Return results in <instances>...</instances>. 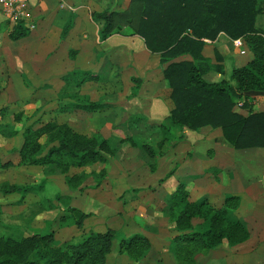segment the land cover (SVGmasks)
Wrapping results in <instances>:
<instances>
[{
    "label": "trees",
    "instance_id": "1",
    "mask_svg": "<svg viewBox=\"0 0 264 264\" xmlns=\"http://www.w3.org/2000/svg\"><path fill=\"white\" fill-rule=\"evenodd\" d=\"M262 11L264 8H259L257 0H130L125 10L93 12L92 18L101 26V41L129 28L134 35L143 38L150 52L160 54V63L166 66L163 74L169 83L174 105L169 124L159 126L165 134L175 138L176 132L185 130L221 129L227 143L236 150H243L264 148V112L243 116L235 111L236 101L246 94H264V32L255 28L257 15ZM71 26L72 19L62 37L67 35ZM220 32L231 38H244L253 53V59L245 67L233 70L231 79L235 85L226 80L208 83L203 78L210 66L202 55V38L214 39ZM30 33L20 23L14 26L9 38L19 41ZM185 56H190L192 61H177ZM87 80L81 81L80 86ZM78 108L94 112L102 110L103 106L90 103ZM170 141L166 137L162 143ZM123 142L142 149L150 159L163 155L158 154L153 146L132 138ZM116 152L117 149L102 137H88L66 123L50 121L37 130L29 128L25 131L20 158L22 164L55 165L67 174L72 167L107 163ZM155 171L156 165L152 164L151 172ZM174 172L175 169L165 179ZM67 182L70 187L77 188L83 179L74 175ZM29 189L32 188L12 186L3 192L12 194ZM170 200V223L180 234L175 241V253L183 261H193L196 254L209 252L224 240L234 247L251 237L246 223L229 219L230 211L239 209L238 197L227 198L222 207H215L206 200L193 201L188 187L180 184ZM88 216L79 209L69 208L60 218V224L82 229ZM195 219L203 220L206 227L203 232L195 231L192 224ZM116 237L113 230L91 232L65 247L57 246L52 234L0 237V264H106ZM121 244L123 251L136 260L144 257L151 248L150 240L139 235L130 240L122 239Z\"/></svg>",
    "mask_w": 264,
    "mask_h": 264
},
{
    "label": "crops",
    "instance_id": "2",
    "mask_svg": "<svg viewBox=\"0 0 264 264\" xmlns=\"http://www.w3.org/2000/svg\"><path fill=\"white\" fill-rule=\"evenodd\" d=\"M257 1L259 8L262 7L263 3ZM129 2L130 0H29L28 18L21 24L31 33L19 41L9 38V33L16 25L7 21L0 7V58H19L17 49L24 48L21 52V56L25 58L24 73L31 82L26 89L31 98L27 108H34L37 104L34 90L36 82L51 77L65 78L71 72L61 68L65 61L60 65L54 60V64H58L54 69L49 61L53 58H74L72 71L76 75L91 72L101 77V82H85L76 91H80V95H87L90 102L98 101L99 97L89 94L88 90L100 91V97L116 95L115 104H120L122 113L115 122L108 108L88 112L79 109L75 102L73 109H66L64 106L57 108L59 123H66L73 128L75 125L72 120L81 118L83 126L98 127L100 133L110 141L119 133L115 128H128L130 119L134 117L141 116L157 126L169 124L174 105L170 98L169 83L163 74L166 66L161 65L160 54L150 52L143 38L134 35L129 28L101 41V26L92 18L93 12L125 10ZM71 19V29L62 37L63 30ZM255 28L264 32V11L257 15ZM202 41V55L210 66V70L203 75L204 80L208 83L226 80L235 85L231 79L233 70L245 67L253 59V53L245 39L231 38L220 32L214 39L202 38ZM239 41L240 46L237 45ZM181 59L192 61L190 56L177 61ZM135 79L141 82H133ZM135 91L136 95L133 96ZM66 101L71 99L63 100ZM235 111L243 116L264 112V94H246L236 101ZM99 119L104 122L98 123ZM76 131L86 134L83 130ZM169 144L167 142L168 147ZM123 145V151H127L129 155L136 150L125 143ZM119 155L120 150L117 149L116 156ZM145 158L146 162L151 161L156 165L155 172L150 170L138 177L139 170L134 164H127L119 169L117 179L113 176V171L108 172L106 184L111 190H119L123 194L124 191L140 190L138 194L127 193L128 200L125 198L122 201L124 211L121 214L133 216L128 212L131 208L127 204L139 205L140 211L149 214L150 218L147 219L156 222L159 215L155 213V207L159 202L168 205L172 193L181 183H185L195 201L214 199L217 203V198L224 200L238 197L240 220L247 224L251 237L264 238V148L236 150L224 139L221 129L205 127L197 132L188 130L183 140L167 148L162 156L150 159L146 154ZM173 169L174 174L165 179ZM74 199L73 197V203L76 202ZM91 205L84 200L76 208L88 212ZM99 210L106 209L100 207ZM96 216L97 214L94 219L103 224V218L97 219ZM90 228L98 230L92 226ZM142 233L150 238L145 231Z\"/></svg>",
    "mask_w": 264,
    "mask_h": 264
},
{
    "label": "rangeland",
    "instance_id": "3",
    "mask_svg": "<svg viewBox=\"0 0 264 264\" xmlns=\"http://www.w3.org/2000/svg\"><path fill=\"white\" fill-rule=\"evenodd\" d=\"M260 2L263 3L262 7L264 8V0H260ZM12 44L15 43L12 42ZM23 50L24 48L17 49L19 58H0V237L18 238L52 234L55 244L65 247L67 244L76 243L91 232L106 233L108 230H113L117 237L113 241L112 251L107 257L106 264H264V238L256 239L255 237H250L245 243L234 247L224 240L219 247L206 253L196 254L191 262L180 259L175 253L174 247L176 238L180 234L174 230L170 223L171 200H169L170 205L159 202L155 207V213L159 215L156 222L148 220L149 214L145 211V216L143 211H140L139 205L131 206L129 204L128 206L127 204L128 208L136 207L128 211L133 216L121 214L124 211L122 201L125 198L128 200L127 193L138 194L140 190H130L126 193L124 191V194L119 190H111L106 184L108 172L113 171L112 174L117 179L119 169L127 164H134L139 170L138 177H142L148 171L150 172L152 165L151 161L146 162V153L142 149L135 148L132 155L123 151L124 143L130 146L129 143L123 141L132 138L153 146L158 154H164L167 148L183 140L188 130L176 132L174 138V136L165 134L159 126L138 116L130 119L128 128L116 127L115 131L119 133L113 141H110L100 133L98 127L83 126V120L81 121L80 118L77 121L72 120V124L75 125L73 129L85 131V135L88 137H102L108 140L113 148L120 150L119 157L115 155L116 157L109 159L107 163H97L83 168L72 167L67 174H64L55 165L30 166L22 164L20 150L24 143L25 131L29 128L37 130L50 121L58 122L56 117L58 107L63 108L64 106L66 109H73L75 102L78 107L87 106L90 103L101 104L103 108L111 110L115 122L119 120L122 113L120 104L117 103L119 107L115 104L117 102L116 95L107 94L100 97V91L88 90L89 94L99 97L98 101L90 102L87 95H80V91H76L80 87L81 81L88 79L87 82L97 83L101 82V77L91 72L76 75L73 72L74 58H64L63 60L62 58H51L52 60L49 58L51 68L54 69V66H58V64H54V60H57L60 65L65 61V67L62 64L61 68L71 70V72L65 73V78L64 76L51 77L45 81L36 82L34 90L37 104L34 108H27L31 98L26 93V89L30 87L31 82L27 80L24 73L25 58L21 56ZM91 78L94 80L91 81ZM61 86H63L62 89H59ZM64 99H71V101L63 102ZM97 122L101 123L104 120L99 119ZM166 137L171 140L169 147L167 143H162ZM178 138L182 139L178 140ZM173 139L178 141H173ZM74 175L83 179V183L77 188L70 187L67 182L68 178ZM12 186L32 189L12 194L3 192V189ZM73 197L76 204L72 202ZM191 199L195 201L192 196ZM217 199L219 200L217 203L214 199L206 201L215 207H222L226 199ZM84 200L92 205L89 208L90 211L84 212L89 216L84 220L83 228L79 229L75 225L62 226L60 218L69 208H76V205ZM100 207H104L106 210L100 211ZM96 214L97 219L103 218V224L94 219ZM229 219L231 221L240 220L238 210L230 211ZM95 223L96 225H93ZM203 223V220L195 219L192 223L195 226V231L203 232L206 229ZM91 226L98 230L89 229ZM144 231L150 235V238L146 237L151 242V248L144 257L136 260L123 251L121 240H130L135 235L145 236L142 233ZM77 234L80 235L77 236ZM257 248L261 249L257 250Z\"/></svg>",
    "mask_w": 264,
    "mask_h": 264
},
{
    "label": "built area",
    "instance_id": "4",
    "mask_svg": "<svg viewBox=\"0 0 264 264\" xmlns=\"http://www.w3.org/2000/svg\"><path fill=\"white\" fill-rule=\"evenodd\" d=\"M0 7L7 21L14 25L24 23L28 18L29 0H0Z\"/></svg>",
    "mask_w": 264,
    "mask_h": 264
}]
</instances>
